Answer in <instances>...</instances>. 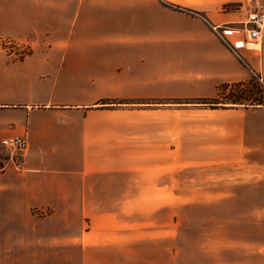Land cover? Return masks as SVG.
Returning <instances> with one entry per match:
<instances>
[{"label":"crops","instance_id":"crops-1","mask_svg":"<svg viewBox=\"0 0 264 264\" xmlns=\"http://www.w3.org/2000/svg\"><path fill=\"white\" fill-rule=\"evenodd\" d=\"M249 10L248 0H0V140H27L0 174V264H264L177 257L182 236L203 229L183 230L182 208L264 198V105L200 103L223 85L264 82V30L257 50H231L212 30ZM6 40L29 53L7 55ZM168 240L170 257H147Z\"/></svg>","mask_w":264,"mask_h":264},{"label":"rangeland","instance_id":"rangeland-1","mask_svg":"<svg viewBox=\"0 0 264 264\" xmlns=\"http://www.w3.org/2000/svg\"><path fill=\"white\" fill-rule=\"evenodd\" d=\"M248 3L250 9L264 13V0H248ZM259 79V76L253 77L241 90L233 88V95L241 97L243 104L257 105L258 101H264V85ZM227 97L221 93L222 99ZM182 200L188 202L191 199ZM257 204L258 208L263 207V211H255ZM225 209L216 206L210 209L213 212H209L207 209L182 208L181 228L190 231V226H203V229L182 236L183 245L177 251V257H264V198L237 200L226 209L230 213ZM173 247L170 240L161 246L150 245L147 257H170L171 251L176 249ZM72 260V264H79L78 257ZM58 262L62 264V261L55 264ZM7 264L19 263L12 258ZM39 264H48L46 257H41Z\"/></svg>","mask_w":264,"mask_h":264},{"label":"built area","instance_id":"built-area-1","mask_svg":"<svg viewBox=\"0 0 264 264\" xmlns=\"http://www.w3.org/2000/svg\"><path fill=\"white\" fill-rule=\"evenodd\" d=\"M215 35L231 50L252 46H260V35L264 30V13L249 10L239 23L223 24L212 28ZM2 46L14 58L23 57L29 53L27 46L13 41H3ZM254 49L253 50H257ZM262 85V79H259ZM0 174L6 171L5 161L17 166L27 150L25 135H14L0 140Z\"/></svg>","mask_w":264,"mask_h":264},{"label":"trees","instance_id":"trees-1","mask_svg":"<svg viewBox=\"0 0 264 264\" xmlns=\"http://www.w3.org/2000/svg\"><path fill=\"white\" fill-rule=\"evenodd\" d=\"M244 87V85L242 86H228V85H223L219 88V95L217 96V98L209 100V101H203L200 102L201 104H205L207 106H209L210 108H234L235 106H239V105H243L242 103V98L239 96H234L233 93H235V91L233 90V88H239V90H241V88ZM226 95L228 96L227 98L222 99L221 95ZM223 100V101H222ZM258 105H264V101L260 100L257 103Z\"/></svg>","mask_w":264,"mask_h":264},{"label":"bare ground","instance_id":"bare-ground-1","mask_svg":"<svg viewBox=\"0 0 264 264\" xmlns=\"http://www.w3.org/2000/svg\"><path fill=\"white\" fill-rule=\"evenodd\" d=\"M256 47H257V46H252L251 49H253V48L255 49Z\"/></svg>","mask_w":264,"mask_h":264}]
</instances>
